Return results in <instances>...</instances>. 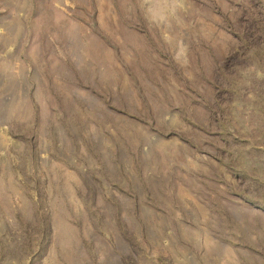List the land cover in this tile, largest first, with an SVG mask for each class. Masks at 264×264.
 Wrapping results in <instances>:
<instances>
[{"label": "rangeland", "instance_id": "rangeland-1", "mask_svg": "<svg viewBox=\"0 0 264 264\" xmlns=\"http://www.w3.org/2000/svg\"><path fill=\"white\" fill-rule=\"evenodd\" d=\"M0 264H264V0H0Z\"/></svg>", "mask_w": 264, "mask_h": 264}]
</instances>
